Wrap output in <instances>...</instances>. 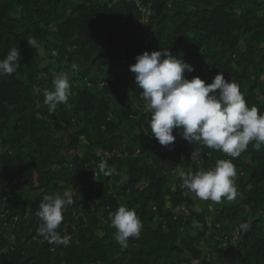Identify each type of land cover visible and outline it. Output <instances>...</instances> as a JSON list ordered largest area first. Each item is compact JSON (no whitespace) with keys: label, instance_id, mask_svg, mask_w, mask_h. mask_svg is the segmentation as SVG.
Wrapping results in <instances>:
<instances>
[{"label":"trees","instance_id":"16d2710c","mask_svg":"<svg viewBox=\"0 0 264 264\" xmlns=\"http://www.w3.org/2000/svg\"><path fill=\"white\" fill-rule=\"evenodd\" d=\"M139 1L151 3L161 29L157 50L168 47L193 66L188 79L211 83L223 72L264 113V0ZM127 26L107 0H0V59L13 46L22 56L14 74L0 76V213L9 223L0 220V264H218L207 258L212 246L231 240L226 222L231 229L250 224L227 245L232 261L264 264V145L254 151L250 144L233 159L236 200L196 199L190 213L172 205V194L185 193L178 171L189 170L190 146L201 153L198 168L232 158L183 138L175 166L161 157L171 150L143 131L150 113L135 87L117 78L133 63L122 64ZM73 63L79 70L69 101L49 113L42 90H52L53 74ZM101 162L110 175L100 173ZM66 191L74 203L57 231L71 235L70 244H49L37 232L39 204ZM121 204L143 223L126 249L109 220ZM202 217L211 223L205 232Z\"/></svg>","mask_w":264,"mask_h":264},{"label":"clouds","instance_id":"9594fccd","mask_svg":"<svg viewBox=\"0 0 264 264\" xmlns=\"http://www.w3.org/2000/svg\"><path fill=\"white\" fill-rule=\"evenodd\" d=\"M33 46L34 40L27 39ZM22 56L16 46L11 47L0 59V76L12 75L20 67ZM79 70L73 63L69 70L53 74V89L42 90L43 103L49 113L57 106L67 104L71 95V75ZM134 74V83L143 101L144 109L150 113L147 128L143 131L157 142L171 150L176 136L174 129L180 130L181 137L189 144H201L220 151L232 159H218L214 167H200L193 170H179L182 181L180 187L194 198L219 204L234 201L239 193L236 187L237 176L233 159L248 150L260 151L264 145V113L256 106L249 107L239 85L225 79L223 72H217L211 83L199 76L188 79L185 72L194 68L182 57L171 54L167 48L145 50L129 65ZM191 160H201V153L195 149ZM103 175L113 171L106 163L99 164ZM74 203L72 193L45 194L39 204L37 216L40 224L37 232L49 244L69 246L70 237L61 236L57 231L64 217L63 212ZM110 226L116 231L114 239L121 248L129 246L130 238H138L143 223L134 209L121 204L109 213ZM250 224L242 222L239 231L248 232Z\"/></svg>","mask_w":264,"mask_h":264},{"label":"crops","instance_id":"0c3cea01","mask_svg":"<svg viewBox=\"0 0 264 264\" xmlns=\"http://www.w3.org/2000/svg\"><path fill=\"white\" fill-rule=\"evenodd\" d=\"M113 5L118 6L121 10L124 11L126 14V22L128 23L127 28L125 29V37L127 40L128 44V55L133 59V62L135 63V57L137 54H141L143 52V38L142 35L140 34L138 27V22L140 19V12L139 8L135 2V0H109ZM156 33H160V29L158 27H155ZM133 73H131L128 70L122 69L118 75V80H124L129 85H133L135 88L134 90L138 92L139 94V89L136 88L135 83H134V77ZM141 102V101H140ZM140 104V103H138ZM143 128H147V123L143 125ZM174 133H176L178 136L180 134L179 129H174ZM172 155L165 156V154H162V158L164 160L170 161L171 165L175 166L176 164V156L179 154V138L175 140L174 145L171 148ZM191 157V156H190ZM160 158V157H158ZM189 156L184 158L185 165H189ZM198 167L196 168V170ZM173 200V204L175 206L178 205H187L193 207L194 202L191 199V195L188 193H184L183 196H175L172 194L171 196ZM212 203L211 201H208ZM1 215V213H0ZM226 216L220 213H217L215 215V219H225ZM210 219L207 217H202L199 219V227L205 232L209 229V224H210ZM226 229L230 231V226L229 223L226 222ZM234 249L232 246H219L215 249V257H214V262L218 264H240L239 262H233L232 257H233Z\"/></svg>","mask_w":264,"mask_h":264},{"label":"rangeland","instance_id":"374dc122","mask_svg":"<svg viewBox=\"0 0 264 264\" xmlns=\"http://www.w3.org/2000/svg\"><path fill=\"white\" fill-rule=\"evenodd\" d=\"M108 2H109V4L111 5V6H113V7H115L119 12H120V14L121 15H123L124 16V19L126 20V14L124 13V11L123 10H121L118 6H115V5H113L109 0H107ZM135 2H136V4H137V6H138V8H139V12H140V19H139V22H138V29H139V31H140V34L142 35V38H143V51H145V50H147V51H149V52H151V51H153V50H157V39H158V37L160 36L158 33H156V30H155V27H157V25H156V21H154V20H152V9H151V3H148V4H143V3H141V1H139V0H135ZM161 30V29H160ZM128 49L126 48L125 50H124V52H123V59H122V64H124V65H126V66H128L129 64H130V61H131V57H130V55H128ZM133 60V59H132ZM134 63V62H133ZM147 123V122H146ZM178 136V135H177ZM178 138L179 139H181L182 137H181V135L179 134V136H178ZM157 147H159L158 145H156ZM186 158V157H185ZM188 160H189V165H187V167H188V169L189 170H193V171H195L196 170V166H195V164L196 163H198L199 161H193V160H191V157L189 156V158H188ZM18 177L19 176H17L14 180H15V182H13L12 184H11V186H15V185H17L18 184V182H16L17 180H18ZM182 183V182H181ZM10 185V184H9ZM174 188V187H173ZM185 193H187V192H185ZM172 194V193H171ZM191 199H192V201H194V200H196L194 197H192L191 196ZM183 206H186V205H181V207H183ZM188 208H189V212H187V213H190V211H192L191 209H190V207L189 206H187ZM5 218V213L4 212H2L1 213V215H0V220L4 223V225L6 224V225H9V223H7V222H4V219ZM15 221H17V218H15ZM14 225L13 226H15V222L13 223ZM198 224H199V222H198ZM211 224V223H210ZM209 224V225H210ZM216 227H219V224H217V226ZM239 227H236L235 229H231L230 230V232H231V240H232V238H233V234L235 233V231L238 229ZM225 231H228V229H226L225 228ZM229 232V231H228ZM69 237H71V235H69ZM229 241V240H225L224 242H222V244H220L219 246H225L224 244L226 243L227 245L228 244H232V241ZM226 245V246H227ZM219 246H212L211 247V250H212V252H211V254L208 256V260H212V259H214V257H215V254H213V253H215V249L217 248V247H219Z\"/></svg>","mask_w":264,"mask_h":264},{"label":"built area","instance_id":"2783aa9c","mask_svg":"<svg viewBox=\"0 0 264 264\" xmlns=\"http://www.w3.org/2000/svg\"><path fill=\"white\" fill-rule=\"evenodd\" d=\"M199 162H200V160H199ZM198 162V163H199ZM185 192H187V190L186 189H183ZM188 193V192H187ZM189 194V193H188ZM196 199V198H195ZM181 210H183L185 213H187V212H189V208L187 207V205L186 206H183V207H181ZM239 236H240V231H239V228L235 231V233L233 234V238H232V242L234 243L235 241H237L238 240V238H239ZM225 246L227 245L226 243L224 244Z\"/></svg>","mask_w":264,"mask_h":264},{"label":"water","instance_id":"95a60500","mask_svg":"<svg viewBox=\"0 0 264 264\" xmlns=\"http://www.w3.org/2000/svg\"><path fill=\"white\" fill-rule=\"evenodd\" d=\"M193 151H195V147L194 146H190V152L192 153Z\"/></svg>","mask_w":264,"mask_h":264}]
</instances>
